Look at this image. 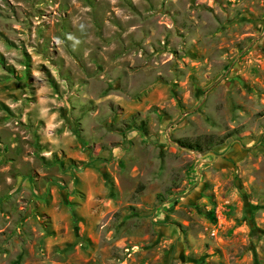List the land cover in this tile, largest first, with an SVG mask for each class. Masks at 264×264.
I'll return each instance as SVG.
<instances>
[{
    "label": "rangeland",
    "instance_id": "rangeland-1",
    "mask_svg": "<svg viewBox=\"0 0 264 264\" xmlns=\"http://www.w3.org/2000/svg\"><path fill=\"white\" fill-rule=\"evenodd\" d=\"M0 264H264V0H0Z\"/></svg>",
    "mask_w": 264,
    "mask_h": 264
},
{
    "label": "trees",
    "instance_id": "trees-1",
    "mask_svg": "<svg viewBox=\"0 0 264 264\" xmlns=\"http://www.w3.org/2000/svg\"><path fill=\"white\" fill-rule=\"evenodd\" d=\"M181 147L190 149V150H194V151H201V147L200 146H193V145H188L182 142H179Z\"/></svg>",
    "mask_w": 264,
    "mask_h": 264
}]
</instances>
